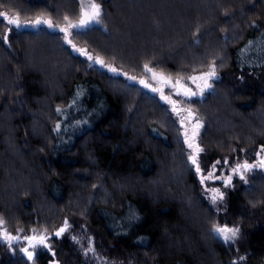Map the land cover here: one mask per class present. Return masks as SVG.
Instances as JSON below:
<instances>
[{"label": "trees", "instance_id": "1", "mask_svg": "<svg viewBox=\"0 0 264 264\" xmlns=\"http://www.w3.org/2000/svg\"><path fill=\"white\" fill-rule=\"evenodd\" d=\"M95 1L102 24L70 39L136 80L89 68L58 29H16L0 17V37L12 28L9 44L0 41V218L12 235L69 224L50 240L55 256L40 251L29 262L0 247V264H264V173H249L247 184L234 177L213 211L187 163L178 118L137 84L152 77L145 64L187 83L215 63L213 90L185 102L203 123L201 167L220 160L229 174L254 162L264 145V0H189V8L143 0L137 13L121 6L129 0ZM78 10L77 0H0V11L60 25ZM213 224L239 226L241 236L225 245Z\"/></svg>", "mask_w": 264, "mask_h": 264}, {"label": "snow or ice", "instance_id": "2", "mask_svg": "<svg viewBox=\"0 0 264 264\" xmlns=\"http://www.w3.org/2000/svg\"><path fill=\"white\" fill-rule=\"evenodd\" d=\"M102 12V6L98 3H95V0H90L89 7L87 9L83 5V0H81L79 20L77 22H73L67 15H65L63 17V26L55 23L50 16H45L43 14L37 15L33 19L22 20L19 13L10 15L8 12L0 11V17H3V19L7 22V25L13 26L16 29H38L41 26L50 30L58 29L59 32L63 33L64 42L69 44L74 52H77L79 55L87 58L89 61V68H91L93 64H96L102 68H106L108 72L113 73L114 75H124L129 80H136L137 78L135 76H129L127 73L121 72L119 69L107 64L100 56H93L85 48L77 47L70 39L73 31L80 32L86 29L90 30L92 25L102 24ZM11 30V27L8 28L4 32L3 36L0 37V41H2L5 45L9 44V32ZM251 44L252 41H249V45ZM144 69L146 72L152 74L153 80L166 85L171 84L176 96H184L188 98L197 95L203 96L206 92L212 91V81L218 79L215 63H210L207 71L201 72L199 75L187 77V79L195 85V91H193V89L188 87L185 83H182V79L180 77H178L175 82H172L169 77H165L162 74L153 71V69L149 67L148 64L144 65ZM241 79H243V77H241ZM139 83L145 88H149L153 92H159L160 99L171 105V111L180 117L181 127L184 128V144L190 150V153L187 155V163L191 167H194L195 174L199 177V183L201 186L206 185L209 181H221L225 188H229L232 186L234 177L238 176L240 181H242L244 184H247L249 173H252L254 170H259L260 172L264 173V145H262L260 150L256 153V160L254 162L250 163L248 160L237 162L230 167L229 174L225 176L222 172L220 175H217V168L221 165V161L217 160L211 165L210 168H208L207 173L205 174L199 160V155L204 151V149L199 143H197V137L200 133L201 127L203 126L200 119L195 116V113L190 108L184 109L179 107L177 101L172 99L171 96L165 95L161 88H153L143 79L139 80ZM56 111L59 113L62 111V109L57 107ZM184 113H187V115H184ZM189 124L191 125V135H189ZM60 128L61 125L57 123L53 131H59ZM153 131H155V129H153ZM233 151H235V149H233ZM241 151L245 150L241 149ZM223 164L225 166L230 164V161L227 157L223 159ZM203 192L205 194H210L209 199L213 206H218L225 200V192L220 188L204 187ZM3 224L4 221L0 219V242H5L8 245L10 252H12L14 255V242L19 241L20 237L11 235L6 230H4ZM68 228V221L65 220L63 226L54 233V236L61 237ZM33 231L35 232V230ZM210 231L214 237L220 239L225 245L228 246H231V244L235 243L241 236V229L239 226L229 227L227 224H213ZM23 239L26 242V246L21 247L19 252L23 254L27 261L34 262L37 255V250L41 248L46 249L48 252L52 253L53 256H55V253L52 252L51 245L48 243L49 236L47 234V230H44L39 235L34 234L24 236ZM73 239H75V237H73ZM89 251L94 252V249L89 247V249L85 250L84 254L87 255ZM244 259V256L239 257L240 261H243ZM49 264H56V262L50 261ZM231 264H237V261L233 260Z\"/></svg>", "mask_w": 264, "mask_h": 264}, {"label": "rangeland", "instance_id": "3", "mask_svg": "<svg viewBox=\"0 0 264 264\" xmlns=\"http://www.w3.org/2000/svg\"><path fill=\"white\" fill-rule=\"evenodd\" d=\"M78 1V4H79V10L77 11V13L76 12H71V17L69 18L70 20H72L73 22H77L78 20H79V18H80V9H81V0H77ZM129 1H131V2H133V3H128V6L127 5H121L122 7H124L126 10H128L130 13H133V12H135V13H137V11H139V9H140V7L143 5V3H144V1L143 0H137L136 1V3H134V1L135 0H129ZM148 1V3L152 6V4H156V1L155 0H147ZM146 2V1H145ZM95 3H96V1H95ZM163 3H165V0H163ZM89 4H90V0H83V5H84V7L87 9L88 7H89ZM131 4V5H130ZM180 4L181 5H185V7H187V8H189V7H191V4H193L191 1H189V0H174V3H173V6H176V7H179L180 8ZM149 5V6H150ZM163 5V4H162ZM189 6V7H188ZM117 8H119V6H117ZM161 7H159V9H160ZM122 9V8H121ZM120 9V10H121ZM155 10V11H161V10ZM207 9L209 10V8H208V6H206V7H204L202 10H200V9H197V12L199 13V15L197 16V19H199L200 18V15H204V13L207 11ZM147 24H149L150 25V28H151V30H152V26H154V23H153V21H152V18L151 19H148L147 21H145ZM204 24H206V23H204ZM64 25V24H63ZM63 25H61V26H63ZM160 25V24H159ZM207 25V24H206ZM133 27V26H132ZM134 29H138V30H146V28L144 27V26H140V28H138V27H135L134 26ZM111 36V35H110ZM110 36H109V38H110ZM205 72V71H204ZM201 72H198V73H193V74H191V75H189V76H193V75H199ZM188 76V77H189ZM187 80V83H185L188 87H190V88H192L193 89V91H195L196 90V88H195V85L194 84H192L191 83V81H189L188 79H186ZM214 81V80H213ZM212 81V82H213ZM147 82L149 83V84H151L152 85V87L153 88H161L162 90H163V92H164V94L165 95H168V96H171L172 97V99H174V100H176L177 101V103H178V106L179 107H181V108H184V109H189V106L188 105H186L185 104V102H188V101H191L192 99H194V96L193 97H190V98H188V97H184V96H176L175 95V92H174V89L171 87V86H165L164 84H162V83H159V82H157L156 80H153V78L151 77V78H149V79H147ZM116 92L117 93H125L126 94V92L124 91V89H122V88H118V87H116ZM209 92V91H208ZM207 93V92H206ZM128 95H129V93H127V97H128ZM157 95L160 97V93L158 92L157 93ZM224 95V94H223ZM126 101V100H125ZM162 102L163 103H165L167 106H168V108L170 109V111H171V105H169L167 102H165V101H163L162 100ZM226 104V103H225ZM172 112V111H171ZM173 113V112H172ZM174 114V116H176L177 118H178V120H179V125H180V138H182L181 139V141H182V143L184 144V137H183V132H184V128H182L181 127V124H180V117H178L175 113H173ZM184 115H187V113H184ZM201 121V120H200ZM202 125H203V123H202ZM263 127H264V123H263ZM202 128H203V126L201 127V129H200V133H199V135H198V137H197V143H199L200 144V136H201V131H202ZM188 129H189V135H191V125L189 124L188 125ZM185 145V144H184ZM186 146V145H185ZM187 147V146H186ZM188 149V148H187ZM188 152L190 153V150L188 149ZM170 160L172 161V159L170 158ZM171 166V165H170ZM163 168H164V171H163V176H165L166 175V173L167 174H170V171H168L169 170V167L167 166V168L165 167V165L163 166ZM171 168H172V170H173V172H177L176 170H175V168H173L172 166H171ZM223 171V169L222 168H217V175L219 174H221V172ZM207 172H205V174H206ZM223 173V175H228V174H225L224 172H222ZM177 175V174H176ZM172 181L174 182V180L172 179V180H170V183H172ZM181 184V183H180ZM151 186H152V183H151ZM154 186V185H153ZM152 186V187H153ZM204 187H208V188H211V187H216V188H220L222 191H224L225 193H226V190L228 189V188H225L224 187V185H223V183L221 182V181H209L206 185H204V186H201V190H202V195H204V198L207 200V203H208V205L210 206V208L213 210V211H216L219 207H220V205H221V203L218 205V206H213L212 204H211V202H210V199H209V197H210V194H205L204 192H203V188ZM261 187H259V188H257V190L258 189H260ZM181 191V190H180ZM103 193H104V191H103ZM160 194V197H163L162 195H164V194H162L161 195V193H159ZM183 196V195H182ZM191 206L188 204V202L186 201V198H184V199H180V212L181 213H184V209H188V208H190ZM184 217H186V215H185V213H184V215H183ZM1 219V218H0ZM3 229L5 230V228H4V225H3ZM44 230L42 229V230H40V229H36L35 228V232L34 231H29V232H25L24 230H19L18 231V233L17 234H15L14 236H19L20 237V240L19 241H16V242H14V251H15V254H22V253H20L19 252V249L21 248V247H24V246H26V242L24 241V239H23V237L24 236H28V235H39V234H41L42 232H43ZM55 233V232H54ZM54 233H51V234H48V236H49V240H48V243L50 244V240L52 239V238H55V236H54ZM12 235V234H11ZM0 247H4V248H6L9 252H10V250H9V248H8V245L5 243V242H0ZM46 249H38L37 250V254L40 252V251H45ZM10 253H12V252H10ZM23 255V254H22ZM53 261H55L56 262V264H58V262H57V259H56V257H54V259H53Z\"/></svg>", "mask_w": 264, "mask_h": 264}, {"label": "water", "instance_id": "4", "mask_svg": "<svg viewBox=\"0 0 264 264\" xmlns=\"http://www.w3.org/2000/svg\"><path fill=\"white\" fill-rule=\"evenodd\" d=\"M139 80H141V79H139ZM139 80L137 81V84L139 85V86H142L143 88H145L143 85H141L140 83H139ZM143 80H145V79H143ZM146 81V80H145ZM148 83V82H147ZM146 90H149V91H151L149 88H145Z\"/></svg>", "mask_w": 264, "mask_h": 264}]
</instances>
